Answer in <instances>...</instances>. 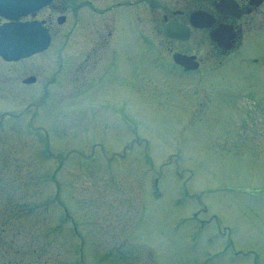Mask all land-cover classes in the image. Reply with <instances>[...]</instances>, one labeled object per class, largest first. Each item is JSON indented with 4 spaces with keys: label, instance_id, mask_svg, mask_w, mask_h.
<instances>
[{
    "label": "rangeland",
    "instance_id": "1",
    "mask_svg": "<svg viewBox=\"0 0 264 264\" xmlns=\"http://www.w3.org/2000/svg\"><path fill=\"white\" fill-rule=\"evenodd\" d=\"M130 20L109 71L76 29L0 82V264H264V28L185 73Z\"/></svg>",
    "mask_w": 264,
    "mask_h": 264
},
{
    "label": "flooded vegetation",
    "instance_id": "2",
    "mask_svg": "<svg viewBox=\"0 0 264 264\" xmlns=\"http://www.w3.org/2000/svg\"><path fill=\"white\" fill-rule=\"evenodd\" d=\"M131 18L141 27V39H148L145 53L163 50L171 57L174 53L188 56L199 67L215 65L264 28V0H52L28 16L48 28L50 44L62 33L70 37L78 29L85 42L79 52L84 56L81 61L90 69L103 65L105 71L112 69L104 62L110 51L122 52L120 60L127 56V39L134 37H127ZM6 21L0 16V26ZM49 48L18 59L0 54V82L35 84L43 73V63H39L43 61L35 56ZM28 58L31 62L20 65ZM54 81L55 77L47 80Z\"/></svg>",
    "mask_w": 264,
    "mask_h": 264
},
{
    "label": "water",
    "instance_id": "3",
    "mask_svg": "<svg viewBox=\"0 0 264 264\" xmlns=\"http://www.w3.org/2000/svg\"><path fill=\"white\" fill-rule=\"evenodd\" d=\"M50 0H0V15L13 20L0 26V53L9 59L28 56L49 45L48 29L38 20L18 21L47 4ZM177 62L188 66L186 60L175 55Z\"/></svg>",
    "mask_w": 264,
    "mask_h": 264
}]
</instances>
